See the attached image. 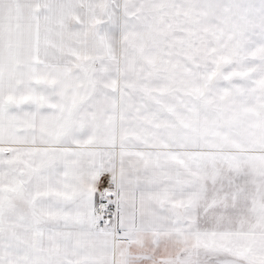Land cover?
<instances>
[{"label":"snow or ice","instance_id":"6c2138e0","mask_svg":"<svg viewBox=\"0 0 264 264\" xmlns=\"http://www.w3.org/2000/svg\"><path fill=\"white\" fill-rule=\"evenodd\" d=\"M0 264H264V0H0Z\"/></svg>","mask_w":264,"mask_h":264}]
</instances>
